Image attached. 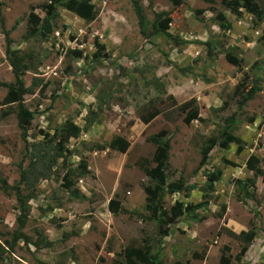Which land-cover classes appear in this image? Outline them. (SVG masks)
Instances as JSON below:
<instances>
[{
  "label": "rangeland",
  "instance_id": "374dc122",
  "mask_svg": "<svg viewBox=\"0 0 264 264\" xmlns=\"http://www.w3.org/2000/svg\"><path fill=\"white\" fill-rule=\"evenodd\" d=\"M253 1L264 8V0ZM138 2L148 30L154 11L168 13L170 38L142 36L130 0H91L89 21L53 9L49 0H0V82L13 80L2 28L10 47L26 55L24 85L37 82L23 95L31 112L24 139L16 104L0 106V179L17 183L31 141L53 144L65 121L81 129L64 140L49 175L22 191L31 197L19 229L23 239L11 249L1 240L10 241L18 229V204L9 189L0 188V264H123L120 251L128 245L146 247L159 264H220L221 257L224 264H264V182L245 165L249 155H264V14L257 18L239 7L235 15L219 0ZM52 11L45 32L40 24ZM217 13L229 28L218 25ZM71 49L80 57L69 56ZM243 73L247 86L258 78V89L238 108L233 89ZM4 94L0 85V99ZM191 99L182 112L179 104ZM194 109L196 117L185 118ZM153 111L147 122L140 119ZM223 129L239 139V148L235 142L211 145L200 164L201 150ZM161 130L169 138L166 182L180 178L187 187L164 193L162 209L175 201H202L178 216L164 236L144 209L149 181L141 169L153 165L148 137ZM115 136L128 141L124 152L109 147ZM79 160L88 172L70 177L83 195L74 197L61 177ZM215 171L209 189L208 175ZM249 179L253 185L247 187ZM110 199L119 204L115 213ZM248 230L255 236L246 246L236 235Z\"/></svg>",
  "mask_w": 264,
  "mask_h": 264
},
{
  "label": "trees",
  "instance_id": "16d2710c",
  "mask_svg": "<svg viewBox=\"0 0 264 264\" xmlns=\"http://www.w3.org/2000/svg\"><path fill=\"white\" fill-rule=\"evenodd\" d=\"M53 6H60L67 11L72 12L77 17L83 19L84 21H89L94 18V7L91 0H49ZM173 4L176 5L180 0H172ZM219 2L227 8L230 12L235 15H239V7L243 8L244 11L252 14L255 17H259L264 14V8L257 6L256 2L253 0H219ZM139 33L142 36H152L156 34H161L167 38H170L168 33V23L170 17L166 11L153 12V21L149 25V30L147 28V19L145 18L142 10L141 4L138 0H130ZM52 9V10H53ZM53 16V11L50 15L43 17L40 28L45 32H50L51 24L50 19ZM218 25L223 28H229V23L225 21L224 16L221 13H217ZM2 28V24H1ZM4 34V55L11 66V72L13 75V80L11 82H0V85L5 87V94L0 99L1 105L16 104L15 116L17 120V126L20 130L21 138L24 139L26 132V123L31 118V112L23 105V95L25 93L32 92V86L36 85V79L31 83L30 86H25L22 80V74L27 69V64L24 62L26 55L23 53L18 54L17 51L10 47V39L7 37V33L2 28ZM97 50L102 48V45L94 42ZM68 55L73 57H80L81 52L77 49H71L67 51ZM248 76L246 73L242 74L241 79L234 86L233 94L237 99V107L240 108L245 105L246 101L251 99L258 89V78L255 77L250 86H247ZM193 100H187L179 104L178 108L182 112L188 109L190 103ZM9 111L3 112V115L7 114ZM88 114L91 112L88 111ZM157 114V111L149 113L147 116H141L140 119L143 122H147L153 116ZM188 119L196 117L197 113L194 109L191 112H185ZM86 124H91L89 119H86ZM81 129L71 121H65L59 128V135L57 140L52 144L51 141L36 140L31 141L28 145L29 149V162L26 167L19 169L18 181L13 186H9L5 183L3 179H0V188L2 191H7L8 189L14 195L16 202L18 204V215L15 220L17 222V230L13 232L10 241L7 239H2L1 243L7 248H12V243L16 240L22 238L23 235L20 233L19 229L22 227L28 206L26 200L31 197V193L23 194V190H32L35 181L38 178H45L49 175L50 168L55 164L58 157H62V152L64 148V140L68 137H76ZM51 140V139H50ZM148 141L153 144V151L151 155V161L153 165L142 166V172L148 178L149 183L143 185L144 192V209L148 211L150 216H152L157 225V232L159 236H164L167 234V227L176 221V218L180 216L183 212H190L195 207L199 206L201 202L197 204H183L181 201H175L173 205L169 207L166 211L161 207V198L164 193L178 192L183 189H187L184 182L179 178L176 181L166 182L165 169L167 167V158L169 150V138L166 136L163 130L158 133L152 134L148 137ZM229 142H235L237 148H239V139L234 137L229 131L223 129L217 138L209 139L207 147L201 150L200 164L206 159L207 149L211 145H218L220 147H226ZM128 146V141L122 137L115 136L109 141V147L115 149L119 152H124ZM246 167L253 172L255 175L261 177L262 182H264V155L261 159H257L254 155H249L245 161ZM262 168H261V167ZM88 170L86 169V163L84 160H79L76 167L72 170H65L61 179L64 183L62 186L67 190L70 195L74 197L83 196L79 195L78 191L72 188V182L70 177L75 175V177H81ZM219 171L215 173H210L209 181L207 186L209 189L212 187V182L217 179ZM253 185L252 180L249 179V183L246 185L250 187ZM204 202V201H203ZM108 208L111 212L115 213L119 209V204L117 201L110 199L108 201ZM255 236V233L251 230L239 231L236 235L237 238H242L246 246ZM244 247V250L246 248ZM3 249H0V253ZM120 256L122 258L123 264H159L158 258L151 254L146 247H139L135 245L125 246L120 251ZM226 260L220 258V264H224Z\"/></svg>",
  "mask_w": 264,
  "mask_h": 264
}]
</instances>
